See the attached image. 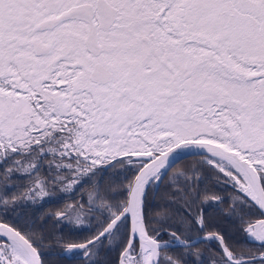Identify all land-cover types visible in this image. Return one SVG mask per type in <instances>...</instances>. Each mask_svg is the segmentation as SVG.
Wrapping results in <instances>:
<instances>
[{
    "label": "snow or ice",
    "instance_id": "obj_1",
    "mask_svg": "<svg viewBox=\"0 0 264 264\" xmlns=\"http://www.w3.org/2000/svg\"><path fill=\"white\" fill-rule=\"evenodd\" d=\"M73 260L264 264V0H0V264Z\"/></svg>",
    "mask_w": 264,
    "mask_h": 264
},
{
    "label": "trees",
    "instance_id": "obj_2",
    "mask_svg": "<svg viewBox=\"0 0 264 264\" xmlns=\"http://www.w3.org/2000/svg\"><path fill=\"white\" fill-rule=\"evenodd\" d=\"M67 203H71V201H67ZM62 206V204H52V205H49L48 207H51V208H59V207H61ZM69 264H78V261H75V260H73V261H70L69 262Z\"/></svg>",
    "mask_w": 264,
    "mask_h": 264
}]
</instances>
